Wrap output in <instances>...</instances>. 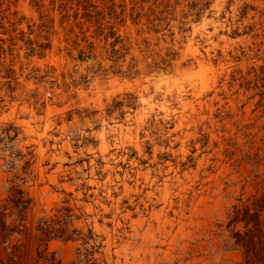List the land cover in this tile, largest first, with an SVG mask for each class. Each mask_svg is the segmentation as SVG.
<instances>
[{"label": "rangeland", "instance_id": "374dc122", "mask_svg": "<svg viewBox=\"0 0 264 264\" xmlns=\"http://www.w3.org/2000/svg\"><path fill=\"white\" fill-rule=\"evenodd\" d=\"M262 173L264 0H0V200L67 201L107 264H233Z\"/></svg>", "mask_w": 264, "mask_h": 264}, {"label": "trees", "instance_id": "16d2710c", "mask_svg": "<svg viewBox=\"0 0 264 264\" xmlns=\"http://www.w3.org/2000/svg\"><path fill=\"white\" fill-rule=\"evenodd\" d=\"M261 159L253 162L258 167ZM15 180L19 181L16 177ZM12 181L7 196L0 200V250L7 253L0 264H107L103 239L93 229L84 232L75 224L77 216L67 201L50 213L35 218L33 200L21 184ZM228 213L226 225H219L228 250L240 253L233 264H264V173L259 189L241 196ZM79 243L75 258L64 263L50 251L52 241Z\"/></svg>", "mask_w": 264, "mask_h": 264}]
</instances>
